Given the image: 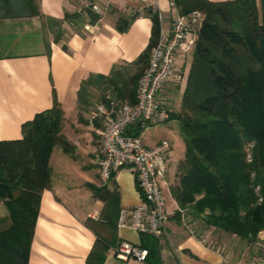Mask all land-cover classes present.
Returning <instances> with one entry per match:
<instances>
[{"label": "trees", "instance_id": "16d2710c", "mask_svg": "<svg viewBox=\"0 0 264 264\" xmlns=\"http://www.w3.org/2000/svg\"><path fill=\"white\" fill-rule=\"evenodd\" d=\"M171 1L179 14L204 15L180 107L168 109L185 145L168 186L176 216L192 234L213 229L218 238L224 233L256 242L264 234V0ZM147 11L151 35L136 63L88 78L89 85L109 92L110 101L102 99L106 106L135 103L137 82L160 35L157 15ZM84 14L91 23L99 19L77 12L66 14L65 21L78 24ZM26 17H41L36 0H0V20ZM45 25L59 27L53 20ZM85 91L81 86L80 103ZM62 125L54 100L22 124L20 140L0 141V203L7 211L0 217V264H28L41 194L51 187L50 155L58 147L73 156Z\"/></svg>", "mask_w": 264, "mask_h": 264}, {"label": "crops", "instance_id": "0c3cea01", "mask_svg": "<svg viewBox=\"0 0 264 264\" xmlns=\"http://www.w3.org/2000/svg\"><path fill=\"white\" fill-rule=\"evenodd\" d=\"M84 1L36 0L41 17L0 20V33L10 34L14 43L21 39L29 42L17 43L26 46H19V52L0 54V141L20 140L22 124L50 109L54 100L65 123V114L73 111L78 83L89 77L109 76L117 68H129L146 49L152 22L148 11L141 9L140 0H93L99 12H87L99 18L96 22H89L86 14L78 24L66 22L65 15L77 13ZM151 12L157 15L163 34L170 31L171 20L179 14L171 0H160L158 10ZM47 20L58 22L59 27L50 30L45 27ZM56 34L60 37L55 38ZM31 45L34 48L28 49ZM188 59L191 61V55L177 59V77L159 95L166 109H172L173 96L181 89ZM74 119L68 130L62 125L73 156L60 149L55 168L51 165L53 151L49 158L51 187L41 194L28 264H242L211 248L205 239L209 231L192 234L178 219L166 181L163 191L169 219L162 239L119 229L120 210L142 202L134 172L121 169L101 187L93 154L100 150L95 145L98 136L87 131L77 116ZM163 125L164 130L155 131L159 134L156 137L149 133L144 144L152 148L168 140L178 162L185 154V148L178 154L177 141H182L179 126L175 120ZM93 189H98L97 195L104 189L105 196H96ZM6 215L0 203V217ZM121 242L147 250L146 260L117 258L115 249Z\"/></svg>", "mask_w": 264, "mask_h": 264}, {"label": "built area", "instance_id": "2783aa9c", "mask_svg": "<svg viewBox=\"0 0 264 264\" xmlns=\"http://www.w3.org/2000/svg\"><path fill=\"white\" fill-rule=\"evenodd\" d=\"M141 9L157 11L160 0H140ZM98 13L93 0H85L81 12ZM204 15L200 11L178 14L171 20L170 31L160 35L151 48L148 64L139 78L135 91V103L127 101L119 106L114 103L97 105L88 122L102 121L99 152L94 157L101 187L108 185L113 175L121 169L134 172L142 202L119 212L117 226L162 239L169 219L163 191L165 177L173 150L168 140H162L152 148L143 142L144 131L169 120V111L160 103L166 87L175 81L176 61L189 57L194 50ZM87 29V28H86ZM184 224V218H182ZM185 225V224H184ZM117 258H130L143 262L147 250L128 242H121L115 249Z\"/></svg>", "mask_w": 264, "mask_h": 264}, {"label": "rangeland", "instance_id": "374dc122", "mask_svg": "<svg viewBox=\"0 0 264 264\" xmlns=\"http://www.w3.org/2000/svg\"><path fill=\"white\" fill-rule=\"evenodd\" d=\"M78 13H83L81 12V9L78 11ZM54 29V28H53ZM55 30V29H54ZM24 36V35H23ZM21 36V37H23ZM26 37V36H25ZM31 35H29V39L31 40ZM27 39V40H29ZM29 43L26 42V40L21 39L18 42H13V37L10 34L6 33H0V54H12L13 52H19L20 48L19 46H24L23 44H17V43ZM29 48H34V45L28 46ZM190 60L188 59V62L185 66V71L182 74L183 79L181 81V89L180 91L177 92L176 95L173 96V102H172V109L173 110H178V106L180 104L181 100V95H182V90H183V85L185 83V76L187 74V69L189 67ZM122 68H128V67H122ZM92 82V81H91ZM88 78L81 81L78 83V88H77V96H76V101L73 105V111L72 114H65V123L64 127L65 130H68L69 123L71 120H75L74 117L77 116L80 121L85 122L84 128L87 129L92 135H97L98 136V144L95 145H100V132L101 129L103 128L102 121L98 120L96 121L93 125H91L88 122V119L91 115V113L95 110V107L97 105H107V103H103V98L105 97L106 100L110 101V95L109 92H105L103 89V85L101 88H97L94 85H89L91 83ZM81 86H84L86 91L84 92L85 96L83 97V103H80L78 99V93L80 91ZM71 113V112H70ZM76 124V122H75ZM73 124V125H75ZM79 126V125H77ZM158 126V127H157ZM157 126H149L147 130L144 131L143 134V142L147 143V135L151 133L153 136L156 137V135H159L158 133H155V131H163L164 130V125H157ZM157 127V128H155ZM178 140V139H177ZM176 140V141H177ZM177 143L179 144L178 146V154H180V150L184 151L185 145L182 141L178 140ZM94 155L98 154V151H95L93 153ZM61 155L60 149L58 147L54 148L52 157H51V165L55 168V161L57 160L58 156ZM95 157V156H94ZM175 160L173 159L170 162V165L168 167V172L165 177V181L167 185L169 186L173 182V175H174V164ZM171 166V167H170ZM97 167V166H96ZM58 171V170H57ZM195 227V226H192ZM215 233V234H214ZM203 234V233H202ZM218 232L214 231L213 229H209V232L205 234V239L207 240V243H210L212 246L215 248L219 249L222 251L224 254H226L230 260L240 262L242 264H256V263H264V234L260 233L257 236L256 242H246L239 240L237 238H234L232 236H227L224 233L219 235L218 238ZM220 240V241H219Z\"/></svg>", "mask_w": 264, "mask_h": 264}]
</instances>
